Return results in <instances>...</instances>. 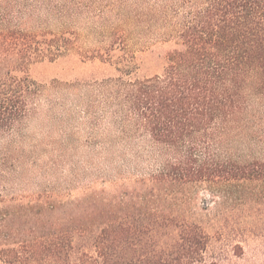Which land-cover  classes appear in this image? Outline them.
Segmentation results:
<instances>
[{
  "label": "trees",
  "instance_id": "trees-1",
  "mask_svg": "<svg viewBox=\"0 0 264 264\" xmlns=\"http://www.w3.org/2000/svg\"><path fill=\"white\" fill-rule=\"evenodd\" d=\"M39 1L0 0V186L19 192L0 195V264H203L212 239L241 238L236 212L264 206V160L234 150L264 149V0H94L105 37L82 58L113 74L65 83L92 93L59 107L41 166L46 143L22 148L41 93L30 72L68 57L79 34L25 26L92 4ZM149 36L168 48L134 47ZM143 54L159 73H139ZM58 169L59 185L27 193Z\"/></svg>",
  "mask_w": 264,
  "mask_h": 264
},
{
  "label": "rangeland",
  "instance_id": "rangeland-1",
  "mask_svg": "<svg viewBox=\"0 0 264 264\" xmlns=\"http://www.w3.org/2000/svg\"><path fill=\"white\" fill-rule=\"evenodd\" d=\"M26 3L31 0H24ZM40 0L37 3H41ZM51 1L53 6L64 5L68 0H48ZM78 1V0H77ZM83 1V0H82ZM87 4H92L90 9L85 8L83 15H73L70 13L67 18L59 20V16H55L53 13L46 10L36 11V16L30 21V24L25 26L27 29L32 31H43L52 30L58 32L59 30L65 28L66 26L69 30L76 31L79 35V41L77 47L74 48L73 52L69 54L68 57L59 59L53 63H43L36 65L31 69V77L41 86V93L39 97L35 100L37 103V115L33 116L30 120L25 122V131L30 137V142L28 139L22 146L23 150L26 152L32 151V146L38 144V142H44L43 151L38 153L41 155L38 157V165L46 161L51 155H54L53 146L59 143V107H66L72 111H75L78 107L76 100V95L82 97L83 93L90 95L92 93L91 88L82 86H67L65 83H75L84 82L93 79V77H106L109 74H113V69L102 65L98 60H86L82 56L90 51L92 48L98 47L100 42L104 41L105 37L104 29L101 28L104 24H98L97 18L91 17L94 13L97 16V11L99 7L95 5L94 0H84ZM107 3V7L110 5ZM104 6V5H103ZM101 9V11H106V8ZM75 11V10H74ZM73 11V12H74ZM15 22V21H14ZM13 22V24H14ZM67 22V23H66ZM63 25L65 27H63ZM100 27V28H99ZM144 41L146 43H144ZM157 48L159 50H165L169 45L161 44L156 41V38L149 36L146 39H141L136 42L134 47H148ZM135 48V49H136ZM142 48H140L141 50ZM145 55V59L149 58L144 64L145 68L139 73L141 75H152L154 73H159L161 66L155 63L154 56L150 54ZM149 55L151 57H149ZM61 104V105H60ZM63 118V117H62ZM261 120L264 121V115H261ZM66 124V122H65ZM75 125V122L73 123ZM108 123L102 125V128L108 127ZM81 129L80 135L86 137V132L83 125L79 127ZM85 132V133H84ZM237 153H249L253 156H259L264 160V149L251 146L248 143H243L234 147ZM77 161V158H76ZM115 169L121 165V160H115ZM147 163L143 164L142 169L148 170ZM126 168V173H128L132 168ZM67 168L63 170V173L67 172ZM114 172V170H112ZM50 179L56 180L59 185V169L55 174V178L52 177H42L34 176V181L28 183L27 193H34L37 191L36 184H52L53 182H48ZM54 185V184H53ZM57 186V185H55ZM54 186V187H55ZM59 190V186L55 187ZM12 196L19 194L18 187L15 189L7 188L5 191L0 186V195ZM208 194L202 193L201 191L197 193L198 206L206 205L209 210L214 208V205L208 201ZM248 208H241L237 213V221L240 224V229L243 231L241 238L232 237L226 239L214 238L211 240L209 247L207 248L204 256L203 264H264V206L253 207L249 211ZM247 224L246 228L245 225ZM248 227V228H247ZM249 230L250 232H248ZM236 241H240L239 249L235 248Z\"/></svg>",
  "mask_w": 264,
  "mask_h": 264
}]
</instances>
